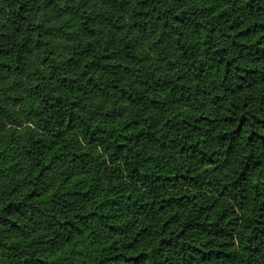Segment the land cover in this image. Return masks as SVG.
I'll use <instances>...</instances> for the list:
<instances>
[{"label":"trees","instance_id":"1","mask_svg":"<svg viewBox=\"0 0 264 264\" xmlns=\"http://www.w3.org/2000/svg\"><path fill=\"white\" fill-rule=\"evenodd\" d=\"M0 264H264V0H0Z\"/></svg>","mask_w":264,"mask_h":264},{"label":"rangeland","instance_id":"2","mask_svg":"<svg viewBox=\"0 0 264 264\" xmlns=\"http://www.w3.org/2000/svg\"><path fill=\"white\" fill-rule=\"evenodd\" d=\"M19 131H22V128H19Z\"/></svg>","mask_w":264,"mask_h":264}]
</instances>
